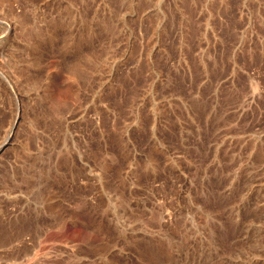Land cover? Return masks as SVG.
Wrapping results in <instances>:
<instances>
[{"label":"rangeland","instance_id":"1","mask_svg":"<svg viewBox=\"0 0 264 264\" xmlns=\"http://www.w3.org/2000/svg\"><path fill=\"white\" fill-rule=\"evenodd\" d=\"M0 264H264V0H0Z\"/></svg>","mask_w":264,"mask_h":264}]
</instances>
